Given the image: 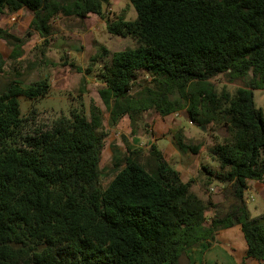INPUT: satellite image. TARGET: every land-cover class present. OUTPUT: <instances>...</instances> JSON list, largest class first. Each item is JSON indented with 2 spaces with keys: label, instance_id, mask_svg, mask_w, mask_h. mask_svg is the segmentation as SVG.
I'll return each instance as SVG.
<instances>
[{
  "label": "trees",
  "instance_id": "16d2710c",
  "mask_svg": "<svg viewBox=\"0 0 264 264\" xmlns=\"http://www.w3.org/2000/svg\"><path fill=\"white\" fill-rule=\"evenodd\" d=\"M129 2L133 21L104 17L109 0H0V15L29 10V29L44 38L56 16L96 15L108 34L134 40L135 48L101 49L90 59L100 65L99 97L112 123L127 117L131 137L147 112L185 111L199 128L225 125L229 138L212 150L218 170H204L230 188L232 204L206 225L208 204L154 144L144 164L142 149L126 148L122 169L103 189L100 109L90 105L88 117L69 110L26 133L19 98H45L49 85L13 80L0 92V264H179L188 249L234 226L244 259L264 264V212L252 218L243 200L246 181L264 182V116L253 102V90H264V0ZM3 65L0 56V73ZM225 73L247 78L245 86L217 94L210 80ZM172 138L197 154L181 133Z\"/></svg>",
  "mask_w": 264,
  "mask_h": 264
},
{
  "label": "rangeland",
  "instance_id": "374dc122",
  "mask_svg": "<svg viewBox=\"0 0 264 264\" xmlns=\"http://www.w3.org/2000/svg\"><path fill=\"white\" fill-rule=\"evenodd\" d=\"M102 12L110 20L122 17L133 21L136 18L129 0H109ZM31 18L32 13L27 9L15 14L4 11L0 15V56L4 62L0 73V92L13 80L21 82L22 87L43 80L49 85L45 98L33 101L19 98L24 132L49 126L59 117L67 116L69 110H82L88 117L89 106L95 105L102 113L107 133L99 162L103 189L122 169L123 166L117 165L127 154L126 148L142 149L137 159L144 164L149 145L157 141V146L163 150L164 160L180 172L184 182L191 181V191L208 204L203 215L206 225L215 217H223L232 204L230 188L225 186L220 189L221 183L204 168L212 173L218 170L212 160V150L229 138L227 127L210 122L199 128L189 123L185 111L166 117L147 112L139 122L141 136L131 137L127 117H123L118 124L112 123L99 97V90L103 88L98 78L100 65L90 63V59L101 49L112 53L135 48L136 42L128 37L108 34L105 20L96 15L84 19L56 16L50 22L46 38L29 29ZM138 79L144 84L146 77ZM246 79L225 73L212 78L210 84L217 94L225 92L233 95L237 88L245 86ZM137 86L138 83L135 88ZM253 102L264 116V90H253ZM154 132L157 137H154ZM170 132L181 133L184 142L198 149L197 154L180 151ZM262 156L264 158V151ZM243 200L252 218L263 213L262 197L254 188L244 192ZM243 246L244 239L237 226L219 230L214 241L202 242L198 247L188 249L179 264H255L238 256Z\"/></svg>",
  "mask_w": 264,
  "mask_h": 264
},
{
  "label": "crops",
  "instance_id": "0c3cea01",
  "mask_svg": "<svg viewBox=\"0 0 264 264\" xmlns=\"http://www.w3.org/2000/svg\"><path fill=\"white\" fill-rule=\"evenodd\" d=\"M166 117V116H165ZM129 120V119H128ZM139 129V127H138ZM130 133H131V130H130ZM129 133V134H130ZM141 129L138 130V135H135V136H132V137H139L141 136ZM155 133V132H154ZM140 134V135H139ZM143 134V133H142ZM170 135H173V132H170ZM154 137H157L156 136V133L154 135ZM151 144H154L156 145V147L162 152L163 150H161L158 146H157V141L154 142V143H151ZM163 154V152H162ZM164 157V155H163ZM171 166V165H170ZM181 176V175H180ZM181 180H182V176H181ZM183 181V180H182ZM184 182V181H183ZM246 187L247 189H252L254 188L258 194H260V196L262 197V207H264V182H259V181H254V180H248L246 181ZM263 212H264V208H263ZM240 258L244 257L245 256V246L242 247L241 251H240V254L238 255ZM244 259V258H243ZM246 261H249V262H252V263H255V264H258L256 261H253V260H250V259H246Z\"/></svg>",
  "mask_w": 264,
  "mask_h": 264
},
{
  "label": "built area",
  "instance_id": "2783aa9c",
  "mask_svg": "<svg viewBox=\"0 0 264 264\" xmlns=\"http://www.w3.org/2000/svg\"><path fill=\"white\" fill-rule=\"evenodd\" d=\"M177 114V113H176ZM191 124V123H190Z\"/></svg>",
  "mask_w": 264,
  "mask_h": 264
}]
</instances>
